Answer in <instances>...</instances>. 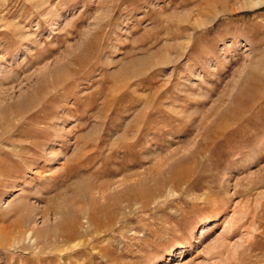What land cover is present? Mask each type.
I'll return each instance as SVG.
<instances>
[{
	"label": "rangeland",
	"instance_id": "rangeland-1",
	"mask_svg": "<svg viewBox=\"0 0 264 264\" xmlns=\"http://www.w3.org/2000/svg\"><path fill=\"white\" fill-rule=\"evenodd\" d=\"M0 264H264V0H0Z\"/></svg>",
	"mask_w": 264,
	"mask_h": 264
}]
</instances>
